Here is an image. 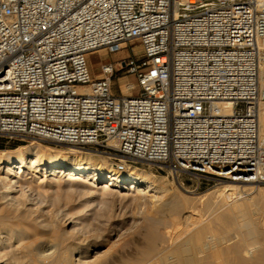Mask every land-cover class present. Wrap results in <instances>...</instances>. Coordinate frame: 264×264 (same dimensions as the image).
<instances>
[{
  "label": "built area",
  "instance_id": "obj_1",
  "mask_svg": "<svg viewBox=\"0 0 264 264\" xmlns=\"http://www.w3.org/2000/svg\"><path fill=\"white\" fill-rule=\"evenodd\" d=\"M128 45L92 76L90 53ZM261 70L264 0H0V139L67 144L121 173L264 183ZM118 72L136 95L112 92Z\"/></svg>",
  "mask_w": 264,
  "mask_h": 264
},
{
  "label": "rangeland",
  "instance_id": "obj_2",
  "mask_svg": "<svg viewBox=\"0 0 264 264\" xmlns=\"http://www.w3.org/2000/svg\"><path fill=\"white\" fill-rule=\"evenodd\" d=\"M132 48H134V50L137 49L135 46ZM102 49L105 51L104 54L99 51H94L89 55L88 63L92 76L98 75L99 65L101 63L121 60L126 58L130 53L129 45L124 46L121 50L116 52H109L106 48ZM126 81L132 82L135 85L132 93L136 95L138 86L135 76L123 75L120 72L116 73L111 81L112 92L117 96L121 95L124 92L122 90V85ZM258 89L260 95L258 107L259 131L260 122L262 116H264L262 115L264 114V79H261L260 76L258 78ZM29 144H38L39 146L36 153L50 157L53 155H62L63 152L66 153L65 151L70 146L67 144H57L39 140L8 142L4 139H0V158L5 157L4 153L13 154L15 149H20ZM97 155L98 159L101 161L104 160L111 164V161L104 156ZM137 167L138 168H134V170H127L126 172L136 171L138 173L144 171L163 182L165 191L156 193L160 195L159 199H156L157 201L153 198L149 199L150 197L147 193L136 194V190H128L125 186L119 184L103 191L95 186L96 183H100L101 180L95 181V185H89L87 184L88 182L82 180L83 177L81 174L75 176V179L70 180L67 178V175L60 171L47 172L44 175L42 170L32 172L29 168H26L23 173H20L21 175L18 174L16 175L17 177L13 179L22 181L19 183L18 187L15 186L14 190L11 191V195L14 197L16 196L13 203L11 201L9 205H6V200L1 197L3 187H1L2 185L0 184V235L2 237L5 236V238L9 237L7 229L8 227H13L11 226L13 224L15 225L14 227H21L26 231V239L32 238L39 244L38 246H41L38 249L40 253L46 249H50L54 251L55 254L59 250L61 252V249H67L69 252V254L67 252L69 255L68 259H72L70 261L75 262L78 259L77 250H75V246L77 245L79 248L78 250L83 251L84 257L87 259L102 255V257L97 260L98 262L114 260L115 264H133V257L137 255L140 245L144 241L143 233L152 222L157 223H155V226L160 233H164L165 230L168 231L169 227V232H171L173 231L171 229L177 226L175 228L176 231L180 230L181 232L179 234L184 235L182 234L183 231L186 233L184 236L188 235V229L193 230L197 226L206 225V222H209L214 229H217L216 233H220L218 234L219 236L223 232L222 236L224 240L222 241H226V246L230 245L229 247L233 248L236 243H244V245H242V251H240V256L242 258L245 257L243 258L245 261L247 260V262L253 263L254 257L252 255L259 251L260 245H252L247 236L249 231L253 229L255 232L257 228L260 229L256 230L257 233L261 231L260 233L264 234V204H262V200H264L262 199L264 198V183H241L229 180L202 181L187 174H180L176 178L166 170L144 165H138ZM231 183L235 185V188L231 187V189L226 190V185ZM96 190L97 193H95ZM100 192L102 193L100 194ZM150 193H152V191ZM228 193H232L231 197H228L230 196ZM173 195L176 199L179 197L177 199L179 203L171 208L167 202ZM224 196L227 201L224 199ZM151 200H153V202H151ZM220 202L224 203V206H222V208L224 207L223 209L218 205ZM231 203L232 205L240 203H242V205L245 204L244 209L247 211H244L243 214H238L236 212H232L231 214V212H227L229 206H232ZM14 206L16 207L14 208ZM7 208L9 209L7 210ZM220 209H222L223 212ZM222 215L227 218L222 217ZM193 220L197 224L199 221L202 224L199 222L197 225ZM189 223H194V225ZM172 224L173 226H171ZM182 224L185 225V228ZM249 225L252 229H249L251 228ZM179 226L180 228H178ZM247 226H249V228H247ZM176 231L174 230V232L171 233L173 238L170 239L178 240L180 237H184H179V235L176 236L174 234ZM174 235L179 238L175 239ZM240 236L241 238L243 236V238H239ZM5 238L3 237L2 240ZM166 238V241L161 243V245L164 246L168 241L169 244L173 243V240L170 241L168 236H166ZM231 241L235 244L233 243L232 245ZM224 242L222 246L225 245ZM9 245L13 248L15 246L14 240H11ZM244 246L248 248L245 247V249ZM243 250L246 251V254H244L245 251L243 252ZM9 260L10 259L5 260V262L7 261L6 263L8 264H15L12 260V262ZM45 261L42 262V264H69L66 259H62V257L58 255L50 257L48 259L50 263ZM97 261H94V264H96ZM156 261L157 257L151 256L140 264H159L157 263L158 261Z\"/></svg>",
  "mask_w": 264,
  "mask_h": 264
},
{
  "label": "bare ground",
  "instance_id": "obj_3",
  "mask_svg": "<svg viewBox=\"0 0 264 264\" xmlns=\"http://www.w3.org/2000/svg\"><path fill=\"white\" fill-rule=\"evenodd\" d=\"M97 51H99L102 54H104V52H105L104 49H102V48L98 49ZM259 76L261 79H264V70L260 71ZM128 86H129V84L124 82L122 85V87H123L122 90L125 91ZM262 115H264V114H262ZM259 131H258L259 132V134H258L259 142L264 144V116H262ZM38 144L37 145H30L29 144V145L23 146L20 149H15L13 151L14 152L13 154L4 153L5 157L0 158V184L2 185V186L1 185L0 186L3 187V192H2L1 197H2V199L6 200L5 201L6 205L7 204L9 205L11 203V201L13 203L16 196L15 197L12 196L11 191L14 190L15 186L18 187L19 183L22 182L19 179H16V180H13V179L15 177H17L16 175L23 173L24 169H26V168L27 169L29 168L32 172H38V171L42 170L44 175L47 172H59L60 171L61 173L67 175V178L70 180L75 179L76 178L75 176H78L79 174H81L83 177L82 180H84V182H88L87 184H89V185H95V183H94L95 181L101 180L100 183H98V184L96 183L95 186H96V188H99L103 191H106L107 189H110L112 186H116L119 184L121 186H125V188H127L128 190H136V194H146L147 193V194H149V197H150L149 199L153 198L154 200L159 199V197H160V195H158L156 193H161V192L165 191L163 182L156 179L150 173H146L144 171L138 172V173L136 171H132V172H126L125 171L123 173H119L114 168H112L111 164L107 163L104 160L101 161L100 159H98L97 154H95V153L93 154L92 152H89V151L83 152V150H80L77 147H73V146H69L68 149L65 151L66 153L63 152L64 154L62 153V155H59V156L53 155L51 157L50 156H43V155L36 153L38 146H39ZM226 186H227L226 190L231 189V187L235 188V185H232V183L228 184ZM151 191H152V193H150ZM95 193H97V190ZM101 193L102 192H100V194ZM228 194H230V193H228ZM231 194L228 197H231ZM177 199L173 195L172 198L169 199V201L167 202L168 205L171 208L175 207L179 203V201ZM224 199H225V196H224ZM262 199H264V198H262ZM151 202H153V200H151ZM259 202H261V201H259ZM214 203H215V201H214ZM262 204H264V200H262ZM218 205H219V207L222 208V206H224V203L220 202V204H218ZM225 205H226V203H225ZM231 205H232V203H231ZM244 205H242V203L233 204L231 207L229 206V209H227L228 211L226 209L225 210L229 213L231 212V214H232V212H236L238 214L239 213L243 214L244 211H247L244 209ZM259 205H260V203H259ZM169 206H168V208H169ZM15 207L16 206H14V208ZM210 207H212V206H210ZM8 209L9 208H7V210ZM222 209H220V210L223 212ZM248 209H249V207H248ZM213 211H215V210H213ZM246 213H248V212H246ZM214 215H216V214H214ZM223 215H222V217H224ZM211 216H213V215H211ZM155 221H158V220H155ZM199 222H198V224H199ZM155 223L156 222H152L149 225V227L146 229V231L143 233L144 241L140 245V248L138 250L137 255L135 257H133V260H132L133 264H140L142 261L147 260L151 256H154V257L156 256L157 261H158V262L157 261L156 262L159 264H264V234H261L260 233L261 231H259V233L256 232V230L259 228H257L255 230V232H256L255 233L253 231L252 227L250 226L251 224L249 225L251 228H249V226H247V228L252 229L251 230L252 232L249 231L247 237L250 240L252 245H255V246H258V244L260 245V249L256 254L253 253V251L251 250L252 253L255 255V256L252 255L254 257L253 263L247 262V260L245 261L243 259L245 257L242 258L240 256V251H242L241 249H242V245H244V243H243L244 241L242 242L243 244H241V242L235 244L234 242L231 241L232 245H233V243L235 244L234 247L232 246L233 248L229 247L230 245L226 246V244H225L226 241L225 242L222 241V240H224V237L222 236L223 232L219 236L218 234H220V233L218 232V234H217L216 233L217 229H214L213 226L209 224V222L208 223L206 222V225H200V226H197L196 228L194 227L195 229H193V227L191 226L193 230L188 229L189 233L187 232L188 235H186V236H184L186 233H184L183 231H182V234H184V235L179 234L181 232L180 230L176 231L175 228L177 226H174L171 229V230H173L171 232H169V228H170L169 227L168 231L165 230L166 232L164 231V233H160L159 230L157 229V227L155 226ZM177 224H180V223H177ZM189 224L194 225V223H189ZM8 225H9V223H8ZM11 226H13V227H8V229H7L9 237L5 238V236H3L5 239L2 240L3 237L0 235V262H1V264H8V263H6L7 261L5 262V260H8V259H10L9 261L12 260L15 264H18V263L19 264L20 263L21 264H42V262H44L45 260H47L45 262L48 263L50 261V260L48 261V259L50 257H53V255H54V257L58 255L59 257H62V259H66L67 261L69 260L68 259L69 252L67 251V249H64V250L61 249L62 250L61 252H60V250L57 251L58 253L56 252L57 253V254L55 253L56 255L54 254V251H51L50 249H46L41 253L38 252V249L41 246H38L39 244H37L36 241L33 240L32 238L26 239V231L23 228H21V227L16 228V227H14L15 225H13V224ZM171 226H173V224ZM182 226L184 227L185 225L182 224ZM178 228H180V226ZM249 229H246V230H249ZM174 230L176 231L174 233L176 236L179 235V237L180 236H182V237L184 236V237L183 238L180 237V239H178L179 237L177 238L174 235L175 239L177 238L178 240L170 239V238H173L171 236V233L174 232ZM231 234H229V235H231ZM166 236H168L170 241L173 240L172 241L173 243L169 244L168 243L169 241H168L167 244L165 243V245L163 246V245H161V243L166 241V239H167ZM225 238H226V235H225ZM235 238H237V237H235ZM239 238H241V236ZM242 238H243V236H242ZM244 238H246V237H244ZM11 240H14V242H15V246L13 245L14 246L13 248H12V246L9 245ZM230 240H227V241H230ZM244 240H246V239H244ZM223 242L225 244L224 246H222ZM245 247L248 248L247 246H244V248ZM64 248H66V247H64ZM256 248H258V247H256ZM78 249L79 248L76 245L75 250H77V254H78V259H77V261H75L76 263L74 261H70V260H72V259H70L68 261L69 264H94L95 263L94 261H97L102 257V255H98L95 258L87 259L84 257L85 255H84L83 251L78 250ZM244 251L245 250H243V252ZM67 252H68V254H67ZM243 252H242V254H243ZM244 254H246V251ZM96 264H115V261L114 260L100 261V262L97 261Z\"/></svg>",
  "mask_w": 264,
  "mask_h": 264
}]
</instances>
